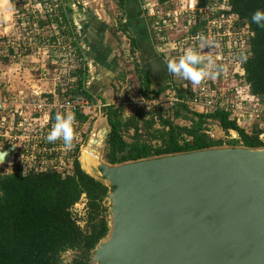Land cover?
Returning <instances> with one entry per match:
<instances>
[{
    "label": "rangeland",
    "instance_id": "obj_1",
    "mask_svg": "<svg viewBox=\"0 0 264 264\" xmlns=\"http://www.w3.org/2000/svg\"><path fill=\"white\" fill-rule=\"evenodd\" d=\"M100 1H105L104 3L108 4L105 6L107 11L105 19L110 22L111 26L116 27L118 19L122 16L121 4L117 0ZM143 1L142 12H145V10L151 11L154 8L157 9L153 11L154 14L161 15L162 19L154 22L153 27L156 30L154 32L156 35V43L162 50V56L168 61L178 59L188 48L200 49V40L193 41L192 36H190L191 33L189 34V32L195 29L196 23L202 25L209 18L213 20L212 25L208 21L206 22L205 27L208 30V36L205 37L217 44L218 47L212 51L206 47L203 51L205 54L211 51V54L216 58L217 64L223 65L226 71L218 78L209 79L200 86H193L188 80L179 76L171 74L169 76L167 72L164 80H167L168 84L175 83L180 94L184 93L182 92L183 89L188 90L186 92L190 94H199V88L202 87L201 89L209 90L211 95L218 93L219 96L223 95V98L226 95L233 94L236 88L239 90L241 88L243 90L247 89L245 88L247 85L243 77L245 73L242 69L241 61H239V52L245 50L246 42H248V37L251 36V33L247 26L245 28L238 26L240 21H238L236 16L231 15L228 17L224 14V12L229 11L227 0H211V5L203 8L202 13H200V22H197L198 15L195 18L194 13L189 11L190 6L194 5L198 8L196 0H183L180 3L175 1L171 3L170 7L169 5H157V0ZM22 2L30 6L34 4V0H28V2L27 0H22ZM79 2H81V5L76 6L75 10L72 9L71 21L75 17V15L73 17L74 11L77 16L94 6V0H79ZM9 3L11 10H5L0 15V101L4 104L1 107L2 109H0V153L9 148H13V152L10 162L0 164V174L9 175L21 169L24 174H28L32 170L37 172L55 170L66 175L72 171L75 153L72 154V151H67L69 149L66 150L62 141H58L61 143L59 146L56 145L57 142L49 143L48 141H44L42 144L40 143L41 138L45 135L47 136L51 130L48 127L50 122L52 126L55 123L57 105H61L66 99L71 97L72 94L70 92L78 88V80H80L78 71L82 68L81 63L79 59L72 56L73 52L67 49L64 42L57 43L58 40L55 36V31L50 27L51 19L42 17L36 21V26L43 33L41 35L42 38L43 35L47 37L53 36L52 40L55 42L53 46L42 43L39 46L37 43L25 38L29 36L34 38L36 35L34 31L36 27L33 25L23 26L14 13L17 0H9ZM83 3L86 5H83ZM217 21L218 24L215 23ZM163 22H165L164 26H162ZM75 30L83 51V57L86 59L85 50L88 51L91 48V51H96L99 47L95 45L92 48L84 44L80 35L82 30L80 33L77 27H75ZM26 39L28 40L27 43L24 42ZM116 42H118V45H115L112 51L116 54L115 59L118 65L117 67L110 66V56V70L105 71L106 75L103 79L101 78L102 80H99L97 77L100 71L92 65L91 67L89 62H85V67L89 66V70L86 72L87 78L83 80V85L84 88L90 91L92 100L94 101V107H92L91 111L82 112L84 115H88V120L81 125L78 138L74 142L78 143L79 152L77 157L79 158V162L82 159L84 150L93 148L98 154L100 163L109 166L112 165L109 161V155L112 152L109 141L111 128L104 112L106 106L123 107L126 118L134 115L138 111L147 114L158 106H163L164 108L173 107L174 95H176L175 91H166L157 101L145 100L141 96L139 71L143 72L144 64L141 61L140 53L136 52L132 54V44L124 34L121 35L120 41L116 39ZM173 44L175 47L171 46ZM11 49L13 55H10ZM72 49L75 51L74 47ZM102 59L100 58L99 61L101 62ZM99 64V62L96 63L98 66ZM101 73H104V71L101 70ZM26 74L27 76L24 77ZM152 79L151 81L153 82ZM159 86L160 84H158ZM158 87L155 86V89ZM231 88L234 89L232 93H230ZM245 92L247 93L248 90ZM243 97L246 100L245 93H243ZM223 98L219 99L223 101ZM258 99L261 101L260 98ZM250 101L253 102L252 99ZM40 103L48 106V108L37 110L35 107ZM205 105L211 108L210 106L216 104L210 99ZM253 108L254 106L249 105L238 106L237 110L238 112L240 111L241 116V114L252 111ZM261 110H264V105L261 106ZM238 112L234 111L237 114ZM47 115H50V119L47 117L48 122L45 121ZM29 120L36 123H32L30 126ZM247 120L249 121V119ZM256 122L261 123L260 120L249 121L244 127L251 129ZM183 123L179 121V124L184 125ZM209 130L214 139L226 138L225 133L215 124H210ZM133 134L134 132L131 131L130 135ZM230 135L232 138H237V134L234 132H230ZM261 139L264 140V135H261ZM127 141H130L128 137ZM50 144L55 145V147H49ZM40 148L42 151L39 154ZM36 150L38 151L36 152ZM70 153L71 158L69 157ZM56 164L57 166H54ZM108 205H110V200L106 199L104 207L107 209L106 218L109 219ZM86 206L87 201L83 197L74 207V214L80 220L79 224L84 229L87 228ZM74 256V252L66 253L63 257L64 264H70Z\"/></svg>",
    "mask_w": 264,
    "mask_h": 264
},
{
    "label": "trees",
    "instance_id": "obj_2",
    "mask_svg": "<svg viewBox=\"0 0 264 264\" xmlns=\"http://www.w3.org/2000/svg\"><path fill=\"white\" fill-rule=\"evenodd\" d=\"M157 1L160 6L170 7L171 3L183 0ZM196 1L198 9L195 14L198 15L197 22H200V13L211 5V0ZM227 5L229 11L224 14L236 16L240 21L238 26H247L251 33L245 50L239 52V61L250 95L260 98L264 105V27L252 21L255 11H264V0H227ZM206 22L202 25L196 23L195 29L189 32L190 36H208ZM73 36L77 48L76 30ZM10 52L13 55L12 49ZM131 52H137L135 41H132ZM76 56L82 68L78 71L79 86L70 92L71 97L84 95L93 101L90 91L83 85L89 66L85 67L87 61L81 48ZM139 74L140 93L145 100L157 101L169 90L175 91L180 101L173 103L171 108L158 106L147 114L138 111L128 118L123 107L106 106L104 112L111 128L109 141L111 149L115 148V155H109L112 165L218 148L264 149V140L261 139L264 120L246 129L238 124L233 110L220 106L214 109L194 106L191 101L198 94L183 90L184 93L180 94L175 83L157 90L144 70ZM232 95L229 94L224 104H231ZM212 96L216 98L218 93ZM75 117L79 128L88 120V115L81 111L76 112ZM210 124L217 125L226 138L214 139L210 134ZM131 131L133 135H130ZM230 132L236 133L237 138H232ZM78 152L79 147L73 151L72 171L66 175L55 170H32L24 174L21 169L9 175L0 174V264H64L63 257L68 252L75 253L70 264H90L88 257L91 251L109 231L107 209L104 207L109 190L83 172ZM83 197L87 201L86 229L80 226V220L74 214V207Z\"/></svg>",
    "mask_w": 264,
    "mask_h": 264
},
{
    "label": "water",
    "instance_id": "obj_3",
    "mask_svg": "<svg viewBox=\"0 0 264 264\" xmlns=\"http://www.w3.org/2000/svg\"><path fill=\"white\" fill-rule=\"evenodd\" d=\"M80 165L109 190V231L90 264H264V149L100 163L104 181Z\"/></svg>",
    "mask_w": 264,
    "mask_h": 264
},
{
    "label": "crops",
    "instance_id": "obj_4",
    "mask_svg": "<svg viewBox=\"0 0 264 264\" xmlns=\"http://www.w3.org/2000/svg\"><path fill=\"white\" fill-rule=\"evenodd\" d=\"M117 1L122 6V16L118 19V24L116 27L111 26L110 22L105 19L107 15L105 6H107L108 4L104 3L105 1L94 0V6L91 7L88 11L78 14L77 16L75 14V11L73 12V17L74 15L75 17L73 21L67 24L66 33L64 34V36L66 37L68 42H72L71 40H74L73 32L75 30V27H77L79 33L82 30V33H80V35L84 41V44H87L92 48H94L95 45H98V50L91 51L90 48V50L88 51L85 50L84 53L86 52V61L90 63V66L92 65L95 69L100 71V73L98 72L97 77L99 80H102L106 75L105 71L110 70V56V66L117 67L118 65L115 59L116 54L114 51H112V48H114L115 45H118L116 39L120 41L121 35L124 34L129 38L131 44L132 41H135L137 52L140 53V56L142 58L141 61L144 64L143 69L146 71L145 73L150 77V81L151 78H153V82L151 81V85L155 88V86L158 87V84H160L159 87L161 88L158 87L156 89H163L168 85V81L164 80V76L167 75L166 64L168 60L165 59L161 54L162 50L156 43V35L154 33L156 32V30H154L153 27L154 22L162 19L161 15L154 14L153 11H156L157 9L152 8V6L151 11L145 10V12H142L141 9L144 2L143 0ZM157 5L159 4L157 3ZM100 58H103L101 62L99 61ZM97 62L100 63L99 66L96 65ZM101 70H103L104 73H101ZM26 76L27 74L24 77ZM183 91L187 90L183 89Z\"/></svg>",
    "mask_w": 264,
    "mask_h": 264
},
{
    "label": "built area",
    "instance_id": "obj_5",
    "mask_svg": "<svg viewBox=\"0 0 264 264\" xmlns=\"http://www.w3.org/2000/svg\"><path fill=\"white\" fill-rule=\"evenodd\" d=\"M24 2V1H23ZM22 0H17V6L15 8V15L17 16V19L19 20V22L24 26H30L33 25L36 27V30H34L36 32V35L33 37H25L28 38L30 41H33L34 43H37L39 46L42 44H49L50 46L54 45V41L53 36H44L43 38L41 37V35L43 34L41 32V30L36 26L37 22L39 19H41L42 17H46L48 19H51V29L55 31V36L57 37L58 42L57 43H61L64 42V45H66L67 49L70 50L71 52H73L72 56L77 58L76 53L78 51L80 47V44H78L79 46L76 48L75 47V40H71L72 42H68L66 37L64 36V34L66 33V27L67 24L71 22V14H72V9L76 8V6H80L81 2H79V0H34V4L32 6H30L29 4H23ZM28 2V0H27ZM83 5H86L85 3H83ZM197 7L196 6H190L189 11H191L192 13H194V17L196 18V11H197ZM33 20V21H31ZM208 22L210 23V25H212L213 20L212 19H208ZM218 24V21L215 22ZM157 24V23H156ZM158 25V24H157ZM165 25V22H163V25ZM164 28V27H162ZM161 30V29H159ZM33 33V31H32ZM199 35V34H198ZM198 35H196L195 37H191L193 41L195 40H199L198 39ZM27 39L24 41L25 43H27ZM74 47L75 51L72 49V47ZM82 50V49H81ZM68 55V54H67ZM202 87L199 88V94L197 96L194 97V99L191 101V104L197 107H204V108H208L206 107V102H209V100L211 99V101L216 104L214 106H210L211 108L208 109H214L216 106H220V107H225L227 109H231L236 112H238V106H246L247 104H251L250 106H254V108L252 109V111L245 113V114H241L240 116V111L237 113H234V117H236L238 124L240 125H245L247 122L249 123V121H255V120H264V111L261 110V101H259V99L257 97H253L250 95L249 91L246 93L245 91L248 90V87L246 90H243V88H241L240 90L236 88L235 95H232L231 98H233L234 100H230L231 104H224L225 100L228 99L229 95H226L225 98H223L224 96H217L215 99L213 98V96L210 94L211 92L209 90H204L201 89ZM234 91L233 88H231L230 93H232ZM243 93L246 94V100L245 97H243ZM174 103L179 102V97H177L176 95H174ZM219 98H223V101H221ZM250 99L253 100V102L250 101ZM244 101V102H243ZM94 102L91 101L89 98H87L84 95H78L76 97H71L66 99L61 105H57V109H56V113H65L68 111L73 112L74 114L78 111L85 112V111H91L92 107H94ZM3 102L0 101V109H2L1 107H3ZM100 105V104H99ZM102 105V104H101ZM103 107V105H102ZM37 110H44L46 108H48V106L44 105V104H38L36 105ZM52 109V108H51ZM54 109V108H53ZM101 110V109H100ZM237 114V115H236ZM50 119V115H47L45 117V121H49L48 119ZM47 119V120H46ZM249 119V121L247 120ZM30 121V126L32 125V123H36L34 121ZM51 124V123H50ZM3 125V123H2ZM49 129L52 128V125L48 126ZM80 128L77 124L76 127V132H77V137H78V132H79ZM46 135L44 137L41 138V143L44 141H47L46 139ZM61 142V141H60ZM61 143H59L57 141L56 145L59 146ZM48 146V145H47ZM37 147V146H36ZM45 147V146H42ZM49 147H55V145L50 144ZM78 147V143H74L73 146L71 147L72 150H67V151H72L73 153V149H77ZM45 150V149H43ZM38 150H36L37 152ZM40 151H42V149L40 148L39 150V154ZM56 153V152H54ZM57 154V153H56ZM40 156V155H39ZM69 157L71 158V153L69 155ZM45 158V157H44ZM53 159V158H51ZM54 166H57L54 165ZM56 169V168H54Z\"/></svg>",
    "mask_w": 264,
    "mask_h": 264
},
{
    "label": "clouds",
    "instance_id": "obj_6",
    "mask_svg": "<svg viewBox=\"0 0 264 264\" xmlns=\"http://www.w3.org/2000/svg\"><path fill=\"white\" fill-rule=\"evenodd\" d=\"M5 10H11L9 0H0V15ZM253 23L264 27V11L257 10L252 14ZM200 40V49L188 48L178 59H171L166 64V70L169 74L179 76L188 80L193 86H200L209 79L218 78L226 68L216 62V58L211 54L218 45L208 40L203 34L198 35ZM175 47V45H171ZM210 48L211 51L205 54L203 49ZM244 59H247L245 57ZM77 120L75 114L71 111L55 115V123L49 131L46 139L49 143L62 141L66 149H70L77 140ZM6 152L0 153V164L4 162Z\"/></svg>",
    "mask_w": 264,
    "mask_h": 264
},
{
    "label": "bare ground",
    "instance_id": "obj_7",
    "mask_svg": "<svg viewBox=\"0 0 264 264\" xmlns=\"http://www.w3.org/2000/svg\"><path fill=\"white\" fill-rule=\"evenodd\" d=\"M94 144H95V141H94ZM99 144H100V142H99ZM81 162H82L83 168L89 174H91L92 176H94L95 178H97L100 181H104L101 173L98 171L99 164H100V161L98 159V154L96 151H94L93 148L92 149L88 148V149L84 150V152L82 154ZM107 184H109V183H107Z\"/></svg>",
    "mask_w": 264,
    "mask_h": 264
}]
</instances>
